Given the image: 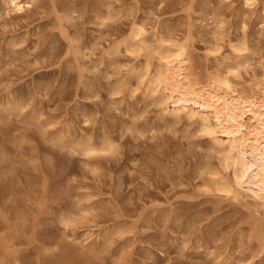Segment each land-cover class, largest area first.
I'll return each instance as SVG.
<instances>
[{
    "label": "rangeland",
    "instance_id": "374dc122",
    "mask_svg": "<svg viewBox=\"0 0 264 264\" xmlns=\"http://www.w3.org/2000/svg\"><path fill=\"white\" fill-rule=\"evenodd\" d=\"M30 1L0 0V264H264V200L208 190L210 138L130 79L143 57L109 54L139 20L187 41L205 82L245 40L234 80L260 87L262 0Z\"/></svg>",
    "mask_w": 264,
    "mask_h": 264
},
{
    "label": "bare ground",
    "instance_id": "6f19581e",
    "mask_svg": "<svg viewBox=\"0 0 264 264\" xmlns=\"http://www.w3.org/2000/svg\"><path fill=\"white\" fill-rule=\"evenodd\" d=\"M254 2L245 0V5L251 6ZM31 4L30 0H4L3 7L6 14H10L25 11ZM262 7L264 9V0ZM101 18V21L109 22L111 17ZM138 23L132 22L128 35L120 42L116 40V46L109 54L125 50L135 60L143 57L142 67L134 66L129 70L130 79L142 86L144 94L165 111L175 115L186 113L196 120L200 132L210 138L214 149L221 154L223 169L209 172L208 190L236 197L253 188V194L264 200V82L260 87H254L255 83H252L244 91L238 87L240 82L234 80L241 76L242 60L250 49L248 42L228 39L227 46L233 58L223 57L219 46L214 49L216 61L220 56L222 64L213 76L201 82L192 70L193 51L187 41L177 35L175 38L174 35L161 34L162 29L148 33L147 28ZM74 147L92 155L112 148V144L108 142L103 148L88 142L76 143ZM229 168H232L233 178L230 179L233 181L228 178ZM223 170L228 172L227 175ZM8 262L22 264L15 256Z\"/></svg>",
    "mask_w": 264,
    "mask_h": 264
}]
</instances>
